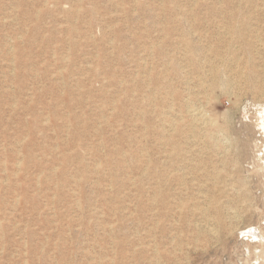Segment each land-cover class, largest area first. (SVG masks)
I'll list each match as a JSON object with an SVG mask.
<instances>
[{"label":"rangeland","instance_id":"obj_1","mask_svg":"<svg viewBox=\"0 0 264 264\" xmlns=\"http://www.w3.org/2000/svg\"><path fill=\"white\" fill-rule=\"evenodd\" d=\"M0 223V264H264V0H0Z\"/></svg>","mask_w":264,"mask_h":264},{"label":"bare ground","instance_id":"obj_2","mask_svg":"<svg viewBox=\"0 0 264 264\" xmlns=\"http://www.w3.org/2000/svg\"><path fill=\"white\" fill-rule=\"evenodd\" d=\"M40 11V10H39ZM38 15V14H37ZM14 39V38H13ZM12 48V47H11ZM13 49V48H12ZM157 51V50H156ZM14 59V58H13ZM15 62V61H14ZM170 62V61H169ZM201 64V63H200ZM63 77V76H62ZM123 81V80H122ZM237 81V80H236ZM222 88V87H221ZM209 95V94H208ZM208 101V100H207ZM174 103V102H173ZM188 104V103H187ZM113 110V109H112ZM193 112V111H192ZM192 114V124L193 123H197L199 120H200V122L202 121V122H209V125L211 124V125H213V123H212V121H209L206 117V114H204L203 112H200V111H196V110H194V112L193 113H191ZM48 118V117H47ZM107 118V117H106ZM173 121H174V119H173ZM174 122H176V121H174ZM174 122H172V123H174ZM175 124V123H174ZM191 124V125H192ZM263 124V123H262ZM176 125V124H175ZM200 125H201V123H200ZM196 126V125H195ZM171 128H173V127H171ZM207 131H208V129H207ZM206 131V132H207ZM194 132V134L193 135H199V132L196 130V129H192V133ZM206 135H207V133H205ZM207 137H209V138H212L213 137V134L212 133H208V135H207ZM57 147V146H56ZM14 157H15V160H14V167L16 168V169H22V168H26V167H28L29 166V164H30V162H32V160L34 159V153H32L29 149H26L25 150V152H24V154H23V156H17V155H14ZM127 158H128V155L127 154H121V159H122V161H127ZM67 165V164H66ZM55 169V168H54ZM170 169V168H169ZM167 177V176H166ZM46 179V178H45ZM45 179H39V181L40 182H44L45 181ZM112 188V187H111ZM156 196V195H155ZM157 197V196H156ZM155 197V198H156ZM80 205V204H79ZM79 205H77L78 207H79ZM81 207V206H80ZM207 207V206H206ZM1 224V223H0Z\"/></svg>","mask_w":264,"mask_h":264}]
</instances>
